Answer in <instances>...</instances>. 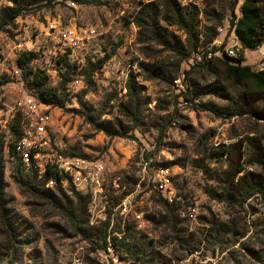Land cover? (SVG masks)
<instances>
[{"label": "rangeland", "instance_id": "374dc122", "mask_svg": "<svg viewBox=\"0 0 264 264\" xmlns=\"http://www.w3.org/2000/svg\"><path fill=\"white\" fill-rule=\"evenodd\" d=\"M171 1L0 0L1 179L5 208L26 243H16L13 253L6 243L0 264H141L112 247L94 250L57 209L13 179L8 145L14 139L4 121L10 123L18 101L37 97L29 71L46 76L55 88L63 75L69 77L65 107H51L52 137L64 152L105 165L110 192L108 200L92 197L91 226L110 218L111 229L124 232L127 224L135 225L133 212H143L146 229L131 233L153 244L160 264H264V194L242 202L236 191H227L243 175L264 184V98L243 97L231 82L199 68L193 54L181 60L176 49L186 37L178 27L159 19L167 43L161 45L137 26L145 7L158 5L162 15ZM173 1L197 9L201 32L206 13L210 19L225 13L213 43L225 49L238 42L229 22L232 0ZM15 4L25 11L6 24L5 10ZM64 31L77 35L80 46H65ZM25 53L37 57L24 70L17 60ZM64 58L70 68L60 62ZM257 61L258 54L247 50L244 64L256 71ZM215 82L224 91L205 94ZM160 170L167 171L164 178ZM210 187L228 192L230 203L213 199ZM169 195L182 200L170 203ZM126 197L132 207L127 215L119 203ZM161 199L174 206L173 222L160 217ZM4 237L0 228L1 242Z\"/></svg>", "mask_w": 264, "mask_h": 264}, {"label": "trees", "instance_id": "16d2710c", "mask_svg": "<svg viewBox=\"0 0 264 264\" xmlns=\"http://www.w3.org/2000/svg\"><path fill=\"white\" fill-rule=\"evenodd\" d=\"M229 10L231 19L229 20L233 31L243 45V50L255 51L259 46L264 44V0H243L240 6L241 16L235 14L239 0H232ZM145 7L141 12L144 17H138L136 24L139 28H145L157 43L166 45L165 39L160 35L158 29V21L162 19L170 26H176L185 34V44H181L177 50L181 60H185L189 55L197 53L200 49L207 47L213 43V40L218 35V28L226 19V14L223 13L219 17L210 19L207 15V26L205 31L201 32L198 23V11L194 7L182 8L173 0L168 4L170 9L167 13L160 15L158 5ZM25 9L22 5L15 4L13 7L5 10L4 22H9L23 15ZM175 49V47H174ZM173 49V50H174ZM214 50L216 48L214 47ZM37 57L34 53H25L18 60L19 68L26 69V66ZM205 58V55H203ZM197 62L199 68L206 69L212 73L215 78H222L225 81L231 82L234 86L240 88L243 97L258 95L264 98V72H256L251 66L245 65L246 53L239 60L232 58L214 59ZM64 61L65 68H70L66 58L60 59ZM106 60L99 63L98 68H102ZM158 68V67H157ZM29 87L37 94V97L45 104L64 108L66 104V84L70 80L66 75L62 76L61 84L58 88L48 85V78L41 76L39 73H33ZM224 91V87L220 82H215L207 86L204 90L205 94L220 95ZM81 107L84 105L81 103ZM10 134L14 141L8 145L9 155L15 159L14 171L12 173L15 182L25 187L33 196L41 200L47 201L54 209H57L62 216L71 224L77 235H80L87 240L94 250H106L112 247L113 249L122 252L125 255L133 257V260L139 261L141 264H160L163 260L159 252L156 251L152 243H147L144 238L131 233L134 226L127 224L126 231H116L111 229L110 218L101 222L98 226H91L89 221L88 209L92 202L90 194L78 193L74 190H69L71 195H67L64 190H50L45 187V184L38 180L37 175L33 171L26 172L15 152L14 143L21 136V116L17 115L15 121L11 125ZM0 144V228L5 234L4 242L0 241V254L4 248L9 246V252H14L16 243H24L22 235H19L20 226L16 218L9 213L4 205V188L1 179V172L4 169L3 156L4 152ZM225 150L218 152L222 155ZM73 155V154H72ZM148 158V157H147ZM227 187V191H236V197H240L242 202H246L257 194H264V184L256 179L252 174L241 176L237 182L233 179ZM208 194L215 200L230 203V195L228 192H218L213 187L207 189ZM163 211L159 215L162 219L166 218L168 222H173L174 206L168 205L167 202L161 199ZM6 210L8 213H6ZM164 212V214L162 213ZM163 214V215H162ZM115 233L123 234L121 238L113 236ZM122 254V255H123ZM101 264V263H97Z\"/></svg>", "mask_w": 264, "mask_h": 264}, {"label": "built area", "instance_id": "2783aa9c", "mask_svg": "<svg viewBox=\"0 0 264 264\" xmlns=\"http://www.w3.org/2000/svg\"><path fill=\"white\" fill-rule=\"evenodd\" d=\"M94 32V31H93ZM60 40L71 49L80 46V39L73 32H60ZM225 49L212 43L200 49L193 56L197 62L214 59L232 58L239 60L246 51L239 42ZM214 47L216 50H214ZM258 54L256 72H264V44L255 50ZM176 82H180L177 80ZM50 105L45 104L38 97L27 96L18 101L10 116V123L4 121L5 128L10 132L11 125L17 115L21 116V136L14 143L15 152L26 172L33 171L38 180L45 184L50 190H74L82 194H90L93 198L100 196L108 200L109 189H105L106 169L101 161L84 159L64 152L52 137L53 118ZM3 122V121H2ZM167 171L160 170L164 178ZM166 181V180H165ZM116 193H119L118 181L114 182ZM170 203L182 200L180 196H166ZM120 207L125 215L132 212L128 197L120 202ZM134 227L138 231L146 229L147 219L143 212H133ZM116 234V233H115ZM117 236L121 238V235Z\"/></svg>", "mask_w": 264, "mask_h": 264}, {"label": "crops", "instance_id": "0c3cea01", "mask_svg": "<svg viewBox=\"0 0 264 264\" xmlns=\"http://www.w3.org/2000/svg\"><path fill=\"white\" fill-rule=\"evenodd\" d=\"M249 51V50H248Z\"/></svg>", "mask_w": 264, "mask_h": 264}]
</instances>
